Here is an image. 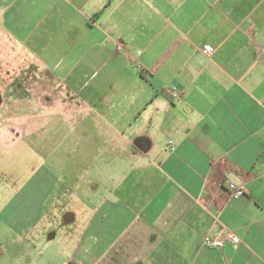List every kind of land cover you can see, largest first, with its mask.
Returning <instances> with one entry per match:
<instances>
[{
  "label": "crops",
  "instance_id": "crops-1",
  "mask_svg": "<svg viewBox=\"0 0 264 264\" xmlns=\"http://www.w3.org/2000/svg\"><path fill=\"white\" fill-rule=\"evenodd\" d=\"M0 19L25 47L44 22L60 94L37 89V110L81 136L45 156L50 202L0 264H264V0H0ZM227 233L239 243L202 245Z\"/></svg>",
  "mask_w": 264,
  "mask_h": 264
},
{
  "label": "rangeland",
  "instance_id": "rangeland-1",
  "mask_svg": "<svg viewBox=\"0 0 264 264\" xmlns=\"http://www.w3.org/2000/svg\"><path fill=\"white\" fill-rule=\"evenodd\" d=\"M37 25L32 31L34 35L23 38L29 44L25 47L11 34V29L17 31L16 22L0 19V128H20L16 142L0 145V218L3 222L0 236L4 238L0 251L6 252L12 226L21 221L29 207L41 205L42 208L50 202L43 203V193L49 184L36 179L44 172L45 156L53 154L59 159L66 144H75L81 139L76 128L80 126L79 119H74V114V117L61 115L58 108L53 112L37 110L34 94L37 89L46 88L56 96L60 94L58 85L47 86L45 78L55 81L58 67L43 68L39 55L44 53V22ZM58 41L56 37L52 52L57 51ZM55 56L59 58V54Z\"/></svg>",
  "mask_w": 264,
  "mask_h": 264
},
{
  "label": "built area",
  "instance_id": "built-area-1",
  "mask_svg": "<svg viewBox=\"0 0 264 264\" xmlns=\"http://www.w3.org/2000/svg\"><path fill=\"white\" fill-rule=\"evenodd\" d=\"M204 51L207 53H211L212 49L209 46H206L204 48ZM167 92L174 94L175 98L179 96V93L175 91V88L167 90ZM227 189L231 198H239L240 196L245 195V189L235 181H228ZM225 240H229L234 244L239 243V239L232 233H227L224 236L219 235L216 237H212L211 235L206 234L202 238V245L206 247L222 248ZM64 264H70V262H66Z\"/></svg>",
  "mask_w": 264,
  "mask_h": 264
}]
</instances>
